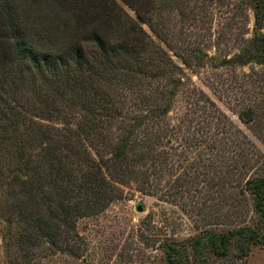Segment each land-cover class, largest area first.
<instances>
[{
    "label": "rangeland",
    "instance_id": "obj_1",
    "mask_svg": "<svg viewBox=\"0 0 264 264\" xmlns=\"http://www.w3.org/2000/svg\"><path fill=\"white\" fill-rule=\"evenodd\" d=\"M113 1L163 57L153 46L139 55V68L131 61L101 79L85 61L80 85L73 77L56 87L53 76L63 79L67 68L46 65L18 78L15 92L0 86V125L7 127L0 130V264H170L168 247L258 223L252 198L242 193L247 180L264 176V60L224 62L252 50L258 32L248 0H156L149 14L148 0H97L91 22L119 45L128 35L105 9ZM47 3L33 14V31L46 18L65 28ZM77 25L73 19L63 40L75 39ZM46 37L34 35L36 48L58 52ZM79 44L92 62L93 45ZM9 111L19 131L4 117ZM244 113L253 122L242 121ZM36 123L45 140H34ZM124 140L123 160L111 164ZM95 161L110 180L98 206L85 181ZM187 247L186 264H264L261 244L247 256L237 246L227 256L206 249L201 259Z\"/></svg>",
    "mask_w": 264,
    "mask_h": 264
},
{
    "label": "trees",
    "instance_id": "obj_2",
    "mask_svg": "<svg viewBox=\"0 0 264 264\" xmlns=\"http://www.w3.org/2000/svg\"><path fill=\"white\" fill-rule=\"evenodd\" d=\"M43 1L48 2L47 4L50 7L52 6L53 11L55 9L58 10L59 13L57 14V17L63 16L65 28H62L61 26L60 22L62 21L59 22L56 18H46V20H48V24L44 23V27L41 32H38V30L33 31L35 22H38V17L35 16L36 18L34 19L33 14L35 11L40 9V3ZM96 2L97 0H78L77 6H73L70 5L71 3L69 0H0V72L2 71V73H0V86L3 89H5V87H9L10 92H15L17 84L19 83L18 78L21 77V79H25L27 73L34 68L43 72L44 66L46 65H55L54 68L57 70H60V67L61 69L67 68V70H62L63 79H60L57 75L53 76V84L56 87L58 83L62 81H69L73 77H75V79L79 78L78 80H80V85L86 82L82 71V66L85 61L91 63L88 67V71H90L91 75L95 76L97 79H101L103 76L111 74L112 70L125 71L131 61L135 62L136 60L139 68V55L147 49L149 51L153 46H157L155 53L160 55V57H163V55L166 54L162 47L156 45L153 41L150 42L152 39L143 30L138 21L129 19V22L125 23L122 16L124 10L115 1L111 2L112 6H105V9L107 13L109 11H114L116 14V20L126 26L128 38L119 45H113L110 38L102 35L104 30L102 28L100 29L98 25L94 28L93 22H91V18L93 17L90 8L95 6ZM248 2L249 7L254 13L255 26L258 32L255 34L251 44L252 50H245L243 54H240L229 61H224L225 63L246 65L252 61L261 63L264 60V34L260 33L262 26H264V0H248ZM56 4L59 5V8L56 7ZM156 5V0H148V14L151 13V7H155ZM21 10L23 11V14H21ZM136 12L138 13V16L141 17V10L136 9ZM107 13L106 21L110 24L112 16ZM70 15H73L74 17H71ZM73 19L77 20L78 24L81 22V25H77L78 28H76L77 33L74 37L75 39H73V41H65L63 39L68 34L71 21ZM89 24H92V30L87 28L89 27ZM43 32L45 34H43ZM34 35L42 37L47 35L44 43L45 46L52 49L55 45H57L60 50H58V52H53L55 49L44 51L45 47H42L41 49L36 48ZM81 39L84 40L85 43L90 42L93 45V55L90 56L92 62L84 56L82 45H75L77 41ZM64 43L67 44L66 47ZM18 60L21 61V68L17 72L15 66ZM160 62L162 63L163 61ZM123 63L126 64V66H124ZM76 68L79 69V71H76ZM133 70L129 69L128 71L136 74L141 73L134 72ZM141 70L142 69H140V71ZM159 70H163L162 74H165L164 69ZM55 86L54 89H56ZM61 94L64 96L65 93ZM250 115V113H244L241 117L242 121L248 124L253 122ZM4 117L9 125L15 126L17 131H19V119L16 114L9 111ZM38 125H40V123H36V139H33L36 141L45 140L47 138V133L45 130L40 129L42 126L38 127ZM0 130L1 134H3L4 132H7V127L0 125ZM69 133L74 137L81 136L79 131L74 132L71 130ZM71 138L72 137L69 139ZM127 147L128 142L124 140L119 149H117V153H115L114 158L110 160V162H113L111 164L116 165L123 160ZM85 177L87 188L88 190H91L96 200V202H94L95 206L102 204V202L106 200L105 195L110 181L107 179L105 169H103V164L101 166V164L96 163L95 161L94 167L90 166ZM242 194H249L252 198L251 200L254 210H256L259 216L256 227L240 228L238 230L231 231L228 234L221 235L209 232L198 238H193L187 242H183L181 245L168 247L165 251L170 264H186L184 254L186 252L187 244L190 245L192 253L197 259H201V256H203V252L206 249L210 250L217 256H227L230 252V248L232 246H237L238 249H240V251L247 256L251 246L259 244L264 245V176L260 175L254 179L247 180ZM30 198L32 200L35 199L33 196ZM203 263L205 264L206 262L204 261Z\"/></svg>",
    "mask_w": 264,
    "mask_h": 264
},
{
    "label": "water",
    "instance_id": "obj_3",
    "mask_svg": "<svg viewBox=\"0 0 264 264\" xmlns=\"http://www.w3.org/2000/svg\"><path fill=\"white\" fill-rule=\"evenodd\" d=\"M138 210H139L140 212H142V211H143L142 207H138Z\"/></svg>",
    "mask_w": 264,
    "mask_h": 264
}]
</instances>
